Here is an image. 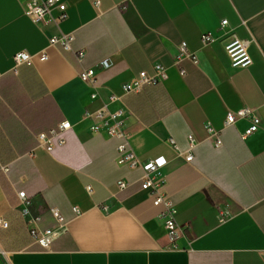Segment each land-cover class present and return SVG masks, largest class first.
Wrapping results in <instances>:
<instances>
[{
    "label": "crops",
    "instance_id": "crops-1",
    "mask_svg": "<svg viewBox=\"0 0 264 264\" xmlns=\"http://www.w3.org/2000/svg\"><path fill=\"white\" fill-rule=\"evenodd\" d=\"M64 1L66 21L36 25L25 14L28 0H0V218L10 223L0 232V264H264V0ZM62 34L75 37L82 63L50 46ZM206 34L216 39L208 47ZM229 35L251 42L249 69L232 67L222 43ZM182 43L192 58L181 59ZM20 52L31 65H17ZM105 60L111 67L98 68ZM157 66L166 80L124 94L125 84ZM91 68L95 100L79 77ZM109 95L122 98L111 108L127 110L138 158L167 162L161 173L178 212L176 247L162 209L142 190L143 171L118 166L119 141L91 130L87 114ZM244 109L262 121L245 139L248 120L226 125L229 113ZM66 121V144L44 150L37 136ZM190 137L196 147L187 163ZM20 193L42 231L56 226L53 209L64 219L48 251L29 235Z\"/></svg>",
    "mask_w": 264,
    "mask_h": 264
},
{
    "label": "built area",
    "instance_id": "built-area-1",
    "mask_svg": "<svg viewBox=\"0 0 264 264\" xmlns=\"http://www.w3.org/2000/svg\"><path fill=\"white\" fill-rule=\"evenodd\" d=\"M24 10L26 16L36 25H42L49 21L60 25L68 19V7L64 0H28L24 6ZM54 13L57 14L55 15ZM221 26L222 29L227 28L228 21H223ZM201 40L204 47H208L216 41L211 34L203 35ZM74 41L75 37L73 35L66 34L49 38V44L51 47L61 46L64 51L74 53L78 62L82 63L84 60V54L75 53L73 51L72 46ZM222 43L234 69L246 70L252 66L253 61L249 54L250 41L239 39L235 35H229L223 39ZM180 52L181 59L193 57L189 52L186 43L181 44ZM41 60L47 61L48 56L42 54ZM15 61L18 66L23 64L31 65L32 57L26 52H20L16 54ZM110 67L111 62L109 60L102 61L98 66V68L102 70H107ZM98 68L82 69L79 74L80 79L84 83L90 85L94 90L91 95L94 100L99 97L97 93L99 87L97 78ZM182 74L185 75V72L183 71ZM166 79V70L157 66L155 75L150 76L146 72L139 73L136 78L124 85L123 92L125 95L137 94L143 91L146 87L157 85ZM121 99L122 98L119 96L109 95L106 101H104L103 107L93 114H87L86 118L93 120V125L91 127L93 133L106 134L110 139L119 141L116 158L118 166L129 167L130 169H141L143 171L142 190L150 195L155 207L162 209L160 218L164 221L168 236L173 243V247H176L175 242L179 239L181 233V228L177 223L178 212L167 192V178L161 173V170L166 166L167 162L164 158H157L153 161L143 162L130 148V135L126 130L127 110L125 108H119L116 110L111 108L112 105L120 102ZM240 120H248L251 124L250 129L243 134L244 139L257 133L261 129L262 121L252 109H244L238 113H229L226 125L228 127L234 126ZM70 129H72V125L70 122L66 121L61 123L56 129H52L49 133L39 134L37 139L40 146L47 152L51 153L56 147L66 144L64 134ZM210 133L213 134L211 129ZM189 140V150L183 154L186 156V162L192 163L194 160L192 151L196 147V142L193 137H190ZM168 143L172 145L174 149L178 150L174 140L170 139ZM216 146H222V141L220 139L217 141ZM161 160L163 163H160ZM2 169L5 172H9V169L6 167H3ZM127 187L128 183L125 181L119 183V188L121 190H125ZM87 191L92 194L93 189L88 187ZM19 197L25 205V208L22 210V216L26 221L30 237L41 248L48 251L53 241L59 236L60 231L65 227V222L60 211L57 209L52 210V215L56 220V226L52 229L42 231L39 228L41 217L31 214L26 194L20 193ZM9 228V221L0 218V232L2 230H8Z\"/></svg>",
    "mask_w": 264,
    "mask_h": 264
},
{
    "label": "snow or ice",
    "instance_id": "snow-or-ice-1",
    "mask_svg": "<svg viewBox=\"0 0 264 264\" xmlns=\"http://www.w3.org/2000/svg\"><path fill=\"white\" fill-rule=\"evenodd\" d=\"M160 163H163V161L161 160Z\"/></svg>",
    "mask_w": 264,
    "mask_h": 264
}]
</instances>
